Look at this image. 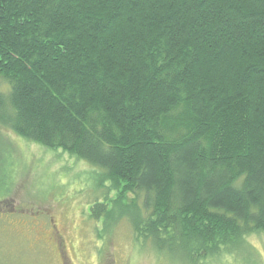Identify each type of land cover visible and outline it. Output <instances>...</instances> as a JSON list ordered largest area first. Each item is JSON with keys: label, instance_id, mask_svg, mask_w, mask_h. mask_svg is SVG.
Segmentation results:
<instances>
[{"label": "trees", "instance_id": "1", "mask_svg": "<svg viewBox=\"0 0 264 264\" xmlns=\"http://www.w3.org/2000/svg\"><path fill=\"white\" fill-rule=\"evenodd\" d=\"M0 82V127L96 169L99 239L210 264L264 233V0H0Z\"/></svg>", "mask_w": 264, "mask_h": 264}, {"label": "rangeland", "instance_id": "2", "mask_svg": "<svg viewBox=\"0 0 264 264\" xmlns=\"http://www.w3.org/2000/svg\"><path fill=\"white\" fill-rule=\"evenodd\" d=\"M0 150V264H170L139 246L125 222L97 237L89 208L103 193L91 165L3 127ZM244 252L210 264H264V233L248 236Z\"/></svg>", "mask_w": 264, "mask_h": 264}]
</instances>
